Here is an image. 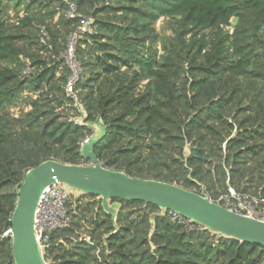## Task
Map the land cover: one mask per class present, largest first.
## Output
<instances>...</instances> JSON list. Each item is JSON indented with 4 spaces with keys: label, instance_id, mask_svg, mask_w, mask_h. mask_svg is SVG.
I'll list each match as a JSON object with an SVG mask.
<instances>
[{
    "label": "trees",
    "instance_id": "trees-1",
    "mask_svg": "<svg viewBox=\"0 0 264 264\" xmlns=\"http://www.w3.org/2000/svg\"><path fill=\"white\" fill-rule=\"evenodd\" d=\"M86 19L77 105L65 54ZM100 134L108 169L212 200L230 187L264 195V0H0V264H15L8 231L26 173L86 165L81 146ZM110 205L72 193L45 263L264 264L262 245L143 201Z\"/></svg>",
    "mask_w": 264,
    "mask_h": 264
},
{
    "label": "water",
    "instance_id": "water-1",
    "mask_svg": "<svg viewBox=\"0 0 264 264\" xmlns=\"http://www.w3.org/2000/svg\"><path fill=\"white\" fill-rule=\"evenodd\" d=\"M101 136L96 135L81 146V155L90 165L47 160L26 173L17 191L8 231L15 264H46L35 232V213L44 189L57 183L96 194L102 199L104 210L111 214H116L117 209L110 205V199L143 201L158 206L162 214L173 211L225 236L264 246V221L233 212L212 201L205 192L104 167L93 151Z\"/></svg>",
    "mask_w": 264,
    "mask_h": 264
},
{
    "label": "built area",
    "instance_id": "built-area-1",
    "mask_svg": "<svg viewBox=\"0 0 264 264\" xmlns=\"http://www.w3.org/2000/svg\"><path fill=\"white\" fill-rule=\"evenodd\" d=\"M69 16H74V8L71 6L68 11ZM91 29V20L86 19L82 26L71 35L68 43V49L65 54L66 61L72 70V75L69 77L67 84V92L72 95L76 104L79 105L78 97L74 93V85L81 76V69L75 59V45L78 38L85 31ZM86 139L85 141H87ZM91 162L86 165H90ZM76 191L65 184H52L44 189L39 199L35 213V232L42 251L47 246L49 241V233L52 230L62 227L68 222L69 217L65 207L69 196ZM212 200V199H211ZM225 208L243 214L261 221H264V195H252L238 192L232 187L228 192L220 194L215 200H212ZM173 221H179L193 227L194 221L187 219L184 216L169 211Z\"/></svg>",
    "mask_w": 264,
    "mask_h": 264
},
{
    "label": "rangeland",
    "instance_id": "rangeland-1",
    "mask_svg": "<svg viewBox=\"0 0 264 264\" xmlns=\"http://www.w3.org/2000/svg\"><path fill=\"white\" fill-rule=\"evenodd\" d=\"M158 26H159V28H161V27H162V24L159 22V23H158ZM17 112L19 113V107L16 106V107H12V108H11V113H12V114H17ZM94 128H95V131L97 132V130H98L97 127L94 126ZM75 192H81V191L76 190V191H74L73 193H75Z\"/></svg>",
    "mask_w": 264,
    "mask_h": 264
}]
</instances>
